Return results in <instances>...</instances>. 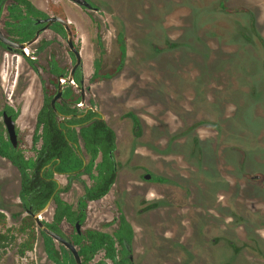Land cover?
<instances>
[{"label": "rangeland", "instance_id": "374dc122", "mask_svg": "<svg viewBox=\"0 0 264 264\" xmlns=\"http://www.w3.org/2000/svg\"><path fill=\"white\" fill-rule=\"evenodd\" d=\"M47 1L33 0L42 9ZM55 1L74 23L86 103L118 135L116 186L87 205L81 231L113 234L122 212L135 230V264H264V0H88L97 11ZM41 39L52 43L36 56L40 75L0 49V108L18 113L27 158L44 90L56 92L50 64L67 74L74 64L64 38ZM99 41L110 78L93 83ZM20 189V172L0 158L9 236L0 264H55L36 223L25 222ZM82 193L73 183L61 198L76 206ZM53 212L42 220L51 223ZM61 229L75 234L67 223ZM102 260L110 264L102 252L93 263Z\"/></svg>", "mask_w": 264, "mask_h": 264}, {"label": "trees", "instance_id": "16d2710c", "mask_svg": "<svg viewBox=\"0 0 264 264\" xmlns=\"http://www.w3.org/2000/svg\"><path fill=\"white\" fill-rule=\"evenodd\" d=\"M20 5L27 8L29 13L34 8L28 0H16ZM31 36H23L20 41H26ZM118 43L123 54L125 53V43L123 34L118 35ZM99 57L94 61V82L104 81L110 78V75L103 73L105 61V46L101 41L98 42ZM32 67L37 71L36 66ZM52 93L49 89L44 91V104L37 115V126L34 134V159H26L21 149H14L13 146L4 138L0 127V156L8 160L20 172L21 176V199L26 209L32 207L33 212L43 209L53 198L55 209L52 223L49 228L59 234L62 223L66 222L72 225L77 220H83L84 213L82 208L87 206L88 202L99 201L111 191L117 179V169L115 167L114 152L117 146V134L106 121L96 119L90 124L82 126L78 131L76 129L62 130L58 127V116L51 106ZM68 101H75L76 96L69 92ZM58 110L64 115L76 114L77 109L63 103L57 105ZM1 115V114H0ZM92 116V114L90 115ZM89 116V118H90ZM98 117V116H97ZM137 124L136 117H132ZM72 123H83V120L74 119ZM80 141L82 142L80 146ZM41 142V144H38ZM39 145V146H38ZM80 151L84 156L89 157V163L85 170L80 172L83 167V160ZM99 160V161H98ZM98 161V162H97ZM53 162L56 171L60 174L76 173L73 181L82 184L84 195L82 197L81 207H74L65 202L61 197V190L57 191L58 184L52 180L51 170H46L43 178L40 172L44 166ZM86 174L90 177L91 183L87 184L80 181V175ZM78 178V179H77ZM70 181V180H69ZM71 181V182H73ZM71 182L65 188L69 190ZM25 222L34 225L33 218L28 215ZM6 223L4 216L0 214V250L5 247L9 241V236L4 232ZM22 233L25 230H21ZM45 242V252L55 264H75L72 255L62 249L61 259L56 257L58 254L54 249L53 240L45 233L40 232ZM134 230L131 224L122 215L120 224L114 235L98 230H86L81 235L77 233L72 236L73 243L79 248L83 264H93L94 258L98 253L103 252L105 258L111 261V264H127L126 253L123 250L122 256L117 258L116 244L125 248V242H132ZM26 247V246H25ZM22 254L24 252L22 251ZM95 264H108L106 261H100Z\"/></svg>", "mask_w": 264, "mask_h": 264}, {"label": "flooded vegetation", "instance_id": "af4514ba", "mask_svg": "<svg viewBox=\"0 0 264 264\" xmlns=\"http://www.w3.org/2000/svg\"><path fill=\"white\" fill-rule=\"evenodd\" d=\"M32 6L34 7L32 10H31V13H29V11L27 10V8H25L24 6L20 5L19 2H17L16 0H0V31L2 32V34L4 36H6L7 38H9L10 40L14 41V42H17V43H27L29 42L30 40H32L36 34L40 31V34H39V37L38 39L28 48V49H24V52H22L20 49H13V50H10V49H7V47L5 45H3L1 42H0V49H4L10 53H13V54H21L22 56L25 57L26 61L28 62L30 68L35 71L32 67V64L33 63L36 68H37V71H35L38 75H40L39 73V69H38V65L36 63V56L39 55L41 52H44V50L52 43V39L51 40H42L41 38L44 36V35H50V36H59L61 38H64L65 41H66V30L64 29L63 25L60 24L59 22H53L51 23L49 26H48V23L47 22H44L42 23L44 20L48 19V18H54V17H60L62 19H64L66 22H68V24L70 25V28H71V31L73 33V37L75 38V35H74V23L70 22L69 19H68V16L63 13V11L65 12V8H64V5L63 3H58L57 1L55 0H48L47 1V4H46V9H42L37 3H34L33 0H28ZM69 1V0H67ZM71 2V1H69ZM90 2V1H89ZM72 3V2H71ZM91 3V2H90ZM74 4V3H73ZM92 4V3H91ZM76 5V4H75ZM93 5V4H92ZM77 6V5H76ZM60 7H62V10L60 9ZM80 8V6H77ZM94 8H96L95 11L98 10L97 7H95L93 5ZM82 8V7H81ZM85 9V8H84ZM87 10V9H86ZM27 35H30L31 38L26 40V41H20V38L23 37V36H27ZM67 43V42H66ZM75 43V41H74ZM76 44V43H75ZM77 46V45H76ZM69 48V47H68ZM77 48L79 49V46H77ZM29 50H32L33 51V54L32 56L29 55ZM80 51V49H79ZM27 55V56H26ZM73 59H74V64H75V57L74 55L71 53ZM74 64L72 65V68L74 66ZM72 68L69 72V74L65 73L60 67L56 66L54 63H51L50 64V68H49V72L52 76V84L55 86L56 88V92H57V87H58V77L60 75H65L66 77H69L71 71H72ZM83 67H82V70L81 69H78L75 73V78H74V83L72 84H69V83H66L65 86H64V99L62 100H59L57 101L56 103V108H57V105L58 104H63V103H66L70 106H72L73 108L77 109V113L76 114H71V115H64L60 112V114L62 116H59L58 113L56 112L57 116H58V127L61 128L62 130L65 131V129L69 128V129H76V130H80L82 126H85V125H88L90 124L92 121L96 120V119H99L101 120L100 118V115L97 113V112H94L91 108L94 107L97 109V111H100L102 112L98 106H96L95 104L91 103V104H87L86 103V89H85V80H84V77H83ZM91 81L93 83H99V82H94V74H93V77L91 78ZM102 82V81H100ZM48 89V88H47ZM50 90V89H49ZM82 90L84 91L85 93V102H84V105L83 106H80V103H81V99H82ZM45 91V90H44ZM51 91V90H50ZM56 92H53L51 91L52 93V98L53 96L56 94ZM69 92H72L75 96H76V100L75 101H68L67 99V95L69 94ZM52 98H51V101H52ZM43 104H44V97H43ZM52 106V104H51ZM43 107V105H42ZM53 108V107H52ZM54 109V108H53ZM58 109V108H57ZM41 110V109H40ZM39 110V111H40ZM55 110V109H54ZM4 112H7L9 115H11L13 117V119L16 121V131H17V134H18V126H19V115L18 113L12 109L10 106H5L3 108H0V127H1V131L3 132L4 134V138L12 145V143L10 142L9 140V136H8V133L6 131V128H5V125L3 123V114ZM39 113V112H38ZM37 113V115H38ZM103 113V112H102ZM92 114V116H90ZM104 114V113H103ZM37 115H36V123H35V131H36V126H37ZM90 116V118H89ZM98 116V117H97ZM105 116V119L102 120V121H106L107 122V118H106V115L104 114ZM76 119V120H83V123H72V121ZM108 123V122H107ZM109 125V124H108ZM110 126V125H109ZM111 127V126H110ZM112 128V127H111ZM115 131V129H114ZM116 132V131H115ZM35 134V132H34ZM117 134V132H116ZM33 138H34V135H33ZM20 139H19V135H18V147L17 148H14V149H21L20 148ZM32 143L34 144L33 142V139H32ZM38 144H41V142H39ZM80 146L82 144V142L80 141ZM117 144H118V135H117ZM39 146V145H38ZM22 150V149H21ZM116 151H117V146H116V150L114 152V161H115V167L117 169V177H118V163H117V160H116ZM23 153V151H22ZM24 155V153H23ZM25 156V155H24ZM80 156L83 160V167L82 169L80 170V172H83L87 166V164L89 163V157L87 156H84V154H82V152L80 151ZM26 157V156H25ZM0 158L4 159L3 157L0 156ZM36 158L35 157V151H34V157L33 158H27L26 159H34ZM6 160V159H5ZM8 161V160H7ZM99 161V160H98ZM97 161V162H98ZM9 162V161H8ZM10 163V162H9ZM11 164V163H10ZM53 162L47 164L46 166H44V168H42L41 172H40V175L41 177L43 178V175L45 173L46 170H51L52 171V175H53V178L52 180L55 181L54 179H57L59 181L56 182L58 184V188H57V191L55 193H57L58 191L61 190V193H60V197H61V194L63 192H67L65 190V188L68 186L69 182L73 181V179L75 178L74 176H76V173H66V174H60L56 171V166H53L52 165ZM12 165V164H11ZM15 167V166H14ZM18 170V169H17ZM84 174H81L80 175V181H83L82 180V176ZM86 175V174H85ZM88 176V175H87ZM89 177V176H88ZM59 178H65L67 179V184L66 186H62L61 184V181ZM90 178V177H89ZM144 178L146 180H149L151 178V176L149 175H145ZM78 179V178H77ZM70 180V181H69ZM91 180V179H90ZM73 183H77V184H81V183H78V181H73L71 182V185L70 187L73 185ZM116 183H117V179H116V182L114 184V186L112 187V189L116 186ZM82 186V184H81ZM111 189V190H112ZM70 190V188H69ZM68 190V191H69ZM82 191H83V187H82ZM110 193V192H109ZM108 193V194H109ZM84 195V191L82 193V195L79 197V200H78V203L76 206L74 207H81V204H82V197ZM107 196V195H106ZM105 196V197H106ZM104 197V198H105ZM19 199L21 201V204H22V207L24 206L25 207V204L22 202V199H21V189H20V193H19ZM52 200V205H54V209H55V203L53 201V198L51 199ZM102 200V199H101ZM100 201V200H99ZM66 202V201H65ZM92 202H98V201H92ZM91 203V202H88L87 205ZM143 203H145V201H143ZM51 205V206H52ZM72 205V204H71ZM50 206V208H51ZM158 206V205H156ZM23 209L25 210V212L27 213V210L29 209H26L24 208ZM155 206L152 205V208H154ZM49 208V209H50ZM152 208L150 210H152ZM48 209V211H49ZM149 210V209H148ZM47 211V212H48ZM82 211L84 213V218L83 220H77L75 221L72 225L70 226H74L75 228V234L77 233L78 235H81L82 234V231H81V228H80V231L81 233L79 234L78 233V230L76 228V223L79 222L80 225L82 226V223L85 221L86 219V215H87V206L84 208H82ZM46 213V212H45ZM44 213V214H45ZM54 213V212H53ZM28 214V213H27ZM43 214V215H44ZM144 214V212L142 213ZM42 215V216H43ZM124 216L126 218V220L131 224V222L127 219V217L125 216L124 213H120V216H119V220H118V224H117V228L116 230L114 231L113 234L111 235H114L115 232L117 231L118 227H119V224H120V218L121 216ZM42 216H41V220H42ZM52 220H53V217H52ZM44 221V220H42ZM45 222V221H44ZM48 226V224L50 223H47L45 222ZM52 223V222H51ZM66 223V222H64ZM63 224V223H62ZM68 224V223H67ZM131 226L133 227V224H131ZM49 227V226H48ZM51 229V228H50ZM62 230V229H61ZM89 230V229H87ZM92 230V229H91ZM133 230H134V227H133ZM54 231V230H53ZM99 231V230H98ZM41 232V231H40ZM56 232V231H55ZM63 232V231H62ZM103 232V231H102ZM107 233V232H106ZM110 234V233H109ZM68 239H70L72 241V237L69 238L67 237L64 233L63 234H60ZM134 236H135V230H134ZM134 239V237H133ZM53 240V239H52ZM53 242H56L53 240ZM73 242V241H72ZM58 243V242H57ZM60 244V243H59ZM125 248L120 246L119 244H116V247H117V258H120L122 256V251L124 250L125 253H126V259L128 260L127 261V264H135L134 263V255H133V240L132 242H125ZM61 245V244H60ZM75 245V244H74ZM62 246V245H61ZM76 246V245H75ZM77 247V246H76ZM62 248H64L62 246ZM65 249V248H64ZM78 249V252H79V248L77 247ZM66 250V249H65ZM68 251V250H67ZM69 252V251H68ZM70 253V252H69ZM101 253V252H100ZM103 253V252H102ZM71 254V253H70ZM80 254V253H79ZM99 254V253H98ZM72 255V254H71ZM73 257V256H72ZM105 257V255H104ZM82 258V257H81ZM74 259V258H73ZM95 259V258H94ZM106 259V258H105ZM102 261H105V260H102ZM110 261V260H109ZM75 262V261H74ZM83 262V261H82ZM100 262V261H99ZM93 263V262H92ZM98 263V262H97ZM95 264V263H93ZM109 264V263H108ZM110 264H111V261H110Z\"/></svg>", "mask_w": 264, "mask_h": 264}, {"label": "water", "instance_id": "95a60500", "mask_svg": "<svg viewBox=\"0 0 264 264\" xmlns=\"http://www.w3.org/2000/svg\"><path fill=\"white\" fill-rule=\"evenodd\" d=\"M72 3L76 4L77 6H80L82 8H85L87 10H96V8L93 7V5L88 1V0H69ZM47 22L48 26L53 23V22H59L60 24L63 25L64 29L66 30V42L67 45L69 47L70 52L74 55L75 57V64L72 68V71L69 75V77H66L65 75H60L58 77V87H57V92L56 94L53 96L51 104L52 107L55 109V111L58 113L59 116H62L60 114V112L58 111V109L56 108V103L59 100L64 99V86L66 83L72 84L74 83V78H75V73L78 69L82 70V57H81V53L79 51V49L77 48L76 44L74 43V37H73V33L71 31L70 25L68 24V22H66L64 19L60 18V17H54V18H48L46 20H44L42 23ZM40 31L36 34V36L30 40L27 43H17L14 42L12 40H10L9 38H7L6 36H4L2 34V32L0 31V42L5 45L7 47V49L13 50V49H20L22 52H24V49H28L39 37ZM85 102V93L82 90V99H81V103L80 106H83ZM94 112H97L100 115L101 120L105 119V116L102 112L97 111L96 108L92 107L91 108ZM3 123L5 125L6 131L8 133L9 136V140L12 143V146L14 148L18 147V134L16 131V121L13 119V117L11 115H9L7 112H4L3 114ZM56 182L59 183V181L57 179H54ZM52 205V200H50L47 205L37 211V212H33L32 211V207H30L27 210L28 215H30L34 222L36 223L37 227L39 228V230L43 233H45L47 236H49L51 239H53L54 241L60 243L66 250H68L75 261V264H83L82 262V258L78 252L77 247L74 245V243L60 235L59 233L53 231L52 229H50L47 224L41 220V216L48 211V209L50 208V206ZM76 228L78 230V233L80 234V228L81 225L79 222L76 223Z\"/></svg>", "mask_w": 264, "mask_h": 264}]
</instances>
